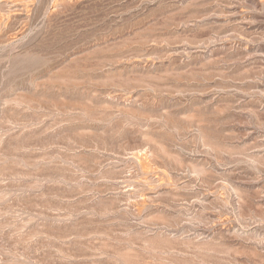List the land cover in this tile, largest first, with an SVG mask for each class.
Instances as JSON below:
<instances>
[{
    "label": "rangeland",
    "instance_id": "rangeland-1",
    "mask_svg": "<svg viewBox=\"0 0 264 264\" xmlns=\"http://www.w3.org/2000/svg\"><path fill=\"white\" fill-rule=\"evenodd\" d=\"M0 264H264V0H0Z\"/></svg>",
    "mask_w": 264,
    "mask_h": 264
}]
</instances>
